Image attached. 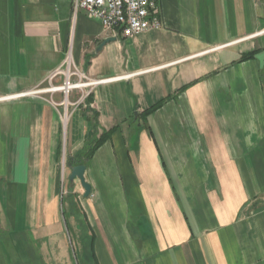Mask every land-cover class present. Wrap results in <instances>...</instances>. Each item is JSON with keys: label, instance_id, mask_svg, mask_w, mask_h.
I'll use <instances>...</instances> for the list:
<instances>
[{"label": "crops", "instance_id": "1", "mask_svg": "<svg viewBox=\"0 0 264 264\" xmlns=\"http://www.w3.org/2000/svg\"><path fill=\"white\" fill-rule=\"evenodd\" d=\"M157 5L125 38L74 0H0V264H264V0ZM67 59L104 82L8 98Z\"/></svg>", "mask_w": 264, "mask_h": 264}, {"label": "built area", "instance_id": "2", "mask_svg": "<svg viewBox=\"0 0 264 264\" xmlns=\"http://www.w3.org/2000/svg\"><path fill=\"white\" fill-rule=\"evenodd\" d=\"M74 8L84 11L89 17L100 22L106 31L116 35L120 33L125 38L160 26L157 0H74ZM57 76H62L61 84H51L53 78ZM48 81L50 85L45 89L35 88L8 98L39 96L46 92L62 94L65 102L72 91L86 90L87 96L93 86L104 82L86 78L72 67L68 59L48 77Z\"/></svg>", "mask_w": 264, "mask_h": 264}, {"label": "trees", "instance_id": "3", "mask_svg": "<svg viewBox=\"0 0 264 264\" xmlns=\"http://www.w3.org/2000/svg\"><path fill=\"white\" fill-rule=\"evenodd\" d=\"M251 57H252V55L249 54V55L243 56L242 60L249 59ZM158 106H159V104L151 107L150 109L146 110L144 112V114L145 115L149 114L152 110H154ZM109 133H110V131H108V135H109ZM102 142H103V138L101 137L97 140L91 141L90 143L86 144V146L83 148V150L78 155L80 163L86 164L87 161L92 157L95 150L102 144Z\"/></svg>", "mask_w": 264, "mask_h": 264}, {"label": "water", "instance_id": "4", "mask_svg": "<svg viewBox=\"0 0 264 264\" xmlns=\"http://www.w3.org/2000/svg\"><path fill=\"white\" fill-rule=\"evenodd\" d=\"M112 39H107L105 41H103L100 45V48L105 45L107 42L111 41ZM86 170V166L85 165H77L74 166L70 169V173H69V181H73L75 179H77L84 191L83 193V197L87 198L90 195V191H91V187L90 185L85 181L84 178V173Z\"/></svg>", "mask_w": 264, "mask_h": 264}, {"label": "rangeland", "instance_id": "5", "mask_svg": "<svg viewBox=\"0 0 264 264\" xmlns=\"http://www.w3.org/2000/svg\"><path fill=\"white\" fill-rule=\"evenodd\" d=\"M74 181V180H73ZM73 181H71V182H73Z\"/></svg>", "mask_w": 264, "mask_h": 264}]
</instances>
